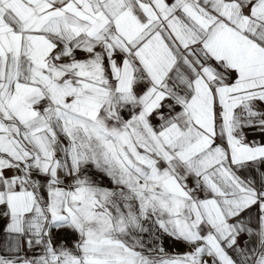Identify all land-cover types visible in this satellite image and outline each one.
<instances>
[{
  "label": "snow or ice",
  "instance_id": "snow-or-ice-1",
  "mask_svg": "<svg viewBox=\"0 0 264 264\" xmlns=\"http://www.w3.org/2000/svg\"><path fill=\"white\" fill-rule=\"evenodd\" d=\"M0 234V264H264V0H0Z\"/></svg>",
  "mask_w": 264,
  "mask_h": 264
},
{
  "label": "crops",
  "instance_id": "crops-1",
  "mask_svg": "<svg viewBox=\"0 0 264 264\" xmlns=\"http://www.w3.org/2000/svg\"><path fill=\"white\" fill-rule=\"evenodd\" d=\"M251 138V137H250ZM258 138V137H257ZM3 236L0 234V252H5L6 250L2 247L3 245Z\"/></svg>",
  "mask_w": 264,
  "mask_h": 264
},
{
  "label": "rangeland",
  "instance_id": "rangeland-1",
  "mask_svg": "<svg viewBox=\"0 0 264 264\" xmlns=\"http://www.w3.org/2000/svg\"><path fill=\"white\" fill-rule=\"evenodd\" d=\"M104 183L107 184L108 181L105 180ZM170 250H171V249H170ZM175 250H176V251H183V250H184V247H183L182 245H180V246H177V248H176Z\"/></svg>",
  "mask_w": 264,
  "mask_h": 264
}]
</instances>
